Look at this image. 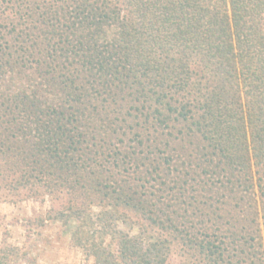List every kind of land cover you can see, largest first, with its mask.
Wrapping results in <instances>:
<instances>
[{"label":"trees","instance_id":"obj_1","mask_svg":"<svg viewBox=\"0 0 264 264\" xmlns=\"http://www.w3.org/2000/svg\"><path fill=\"white\" fill-rule=\"evenodd\" d=\"M27 202L84 264H264V0H0V205Z\"/></svg>","mask_w":264,"mask_h":264},{"label":"rangeland","instance_id":"obj_2","mask_svg":"<svg viewBox=\"0 0 264 264\" xmlns=\"http://www.w3.org/2000/svg\"><path fill=\"white\" fill-rule=\"evenodd\" d=\"M44 206L27 202L17 206L0 205V239L24 248L25 255L9 264H84L81 254L68 243L59 223L34 229L28 217Z\"/></svg>","mask_w":264,"mask_h":264}]
</instances>
